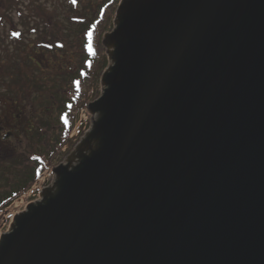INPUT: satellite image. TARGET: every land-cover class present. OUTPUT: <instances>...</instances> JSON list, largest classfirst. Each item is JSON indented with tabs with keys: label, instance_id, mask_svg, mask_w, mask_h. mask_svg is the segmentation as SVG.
<instances>
[{
	"label": "water",
	"instance_id": "obj_1",
	"mask_svg": "<svg viewBox=\"0 0 264 264\" xmlns=\"http://www.w3.org/2000/svg\"><path fill=\"white\" fill-rule=\"evenodd\" d=\"M87 132L0 264H264V0H120Z\"/></svg>",
	"mask_w": 264,
	"mask_h": 264
},
{
	"label": "rangeland",
	"instance_id": "obj_2",
	"mask_svg": "<svg viewBox=\"0 0 264 264\" xmlns=\"http://www.w3.org/2000/svg\"><path fill=\"white\" fill-rule=\"evenodd\" d=\"M8 1L9 0H0V12L2 14V17H0V126L4 127L3 132L0 133V138L4 136L7 139L3 140V142L0 141V162H2L1 164L3 165L0 171H2L5 178V180H2L0 183L1 190H3L1 187L5 185L10 186L16 179H22L25 173H27L26 167L22 171L15 170L17 165L15 168H12L9 165L11 160H8L9 158L5 159V157H9L15 152L16 156L20 158L25 157L30 161L29 163H32L30 159H33V156L31 155L39 152L44 153L53 145L56 136H59L55 112L52 111L55 106L49 107L47 105L53 99L52 94L58 93L56 91L60 89V93L65 94L69 86L67 80H62L57 76H51L50 70L47 73L35 71L36 69L31 63L26 62L23 57L30 54L34 49V44H32V42L35 41L36 33L44 26L42 21L48 23L50 20L49 18H57V15L62 16L61 5L65 3V0H18L17 2L15 1V3H17L16 5L13 4L12 7L7 8ZM32 1L37 3L41 9L33 11L31 7ZM82 1L85 4L90 0ZM55 8H57V12L54 11ZM113 20L114 19L109 21L107 32H110L113 28ZM37 24H39L38 31L36 29ZM13 32H18L19 35L14 36L12 35ZM65 33L67 34V31L62 32L60 30L59 32L60 36L66 35ZM69 36V39L65 38V40H63L64 42L61 40L62 43L66 42L63 47L64 52L67 54L72 53V59L77 62L83 52L81 37L77 38L73 34H69ZM62 38L63 37H61V39ZM66 58L68 59V57ZM51 60H53V58ZM8 62L12 64H7ZM13 63L15 65L18 63V65L15 67ZM61 63H65V60L61 59ZM5 64H7L6 67H8V69H5V67L4 70H7L9 76H7L6 71L2 70ZM19 68H21L29 78L35 77L36 79L34 87L30 84L27 85L26 90L29 91L30 96L27 97L26 100L22 99L24 98L26 90L17 87L13 79V74L15 75V72ZM66 73V71L60 72L59 75ZM53 84H56V89L53 88ZM89 89V94L87 96L88 102H91L99 95L101 85L95 89V91L98 89L97 96H95L94 90L91 89V87ZM32 102H34L35 106L33 108L30 107ZM56 104H58V101H56ZM46 109L50 110V112L52 111V113L44 112ZM85 113L88 114L86 108L78 110L73 126L69 131L68 139L71 140V143H65V152L54 159V161L52 160L51 165L46 168L47 170L44 169L43 173L35 177L28 191L24 192V194L11 202L5 210L0 212V235L7 231L10 223L13 221V217L23 209L26 202L28 203L38 199L37 193L38 190L42 189L41 186L43 185V188H45L52 183V177L51 175L47 177V173L49 175L52 167L54 168L66 159L73 150V147L81 140L89 128L91 117L88 115L85 130H82L77 135V125L80 121V117ZM29 122L32 128H29L27 131V123ZM6 132H11V134H7L6 136ZM10 145L12 146V150ZM43 182H45V184ZM12 189L15 188L12 187Z\"/></svg>",
	"mask_w": 264,
	"mask_h": 264
},
{
	"label": "trees",
	"instance_id": "obj_3",
	"mask_svg": "<svg viewBox=\"0 0 264 264\" xmlns=\"http://www.w3.org/2000/svg\"><path fill=\"white\" fill-rule=\"evenodd\" d=\"M15 1L17 2L18 0H9L7 2V8L12 7L13 4L16 5L17 3H15ZM119 1L120 0H90L85 4L82 0H76L75 4H73L71 0H65L64 4L62 1V16L57 15V18H49L50 20L48 23L42 21L44 26H42L41 30H39L41 32L38 31L39 24H37L36 29L38 32L36 33L35 41L32 42V44H34V49L30 54L23 56L24 60L31 63V65L36 69L35 71L47 73L50 70L51 76H57L62 80H67V84H69L68 90L65 94L60 93L61 89L56 91L58 93L52 94L53 99L47 105L49 107L55 106L52 111L55 112L54 114L57 120L56 123L59 127V136H57V138L61 140V145L66 142L69 144L71 143L68 139L69 131L73 126L78 110L86 108L87 106L89 88L91 87V89L94 90L95 96L98 94V89L96 91L95 89L100 86L102 72L108 64L105 48L102 44V37L104 33L107 32V25L109 21L114 19ZM31 7L33 11L41 9L34 1H32ZM54 11L57 12V8H55ZM0 17H2L1 12ZM60 30L62 32L67 31V34L65 33L66 35L60 36ZM89 31L92 33L91 51L88 49ZM69 34H73L77 38L81 37L83 52L77 62L72 59V53L67 54L64 52L63 47L66 42H62H64L63 40H65V38L69 39ZM61 37L63 38L61 39ZM49 45H51V47H49ZM66 57H68V59ZM52 58L53 60H51ZM61 59H64L65 63H61ZM7 64L12 63L8 62ZM7 64H5L2 68V70L6 71V73L7 70H4V68ZM17 65L18 63H16V65L13 63V66L15 67ZM5 69H8V67ZM65 71L67 72L66 74L59 75L60 72ZM7 76H9L8 73ZM13 77L17 87H21L26 90L28 84L32 87L35 86V77L29 78V76L26 75L21 68L17 69L15 75L13 74ZM76 81H79V86H77ZM53 86V88L56 89V84H53ZM29 96L30 93L26 90L24 98L22 99L26 100ZM55 100L58 101V104H56ZM30 107H35L34 102L31 103ZM52 111L50 112L48 109L44 110V112H50V114ZM29 128H32L30 122L27 123V131ZM3 130L4 127L0 126V133H2ZM3 140L7 139L3 136V138H0V141L3 142ZM15 154L16 153L14 152L13 155L5 157V159L9 158L8 160H11L9 165L12 168H15L17 165L15 170L21 171L22 168L25 169V167L28 166L30 161L25 157L20 158ZM31 156H33V159L30 160L32 163L34 162V165L42 166L39 171L46 169L51 160L54 159V156H51L50 162L48 164L45 163L46 165H44L43 163L45 161L43 160V157H41L42 153H34ZM34 157H39V159H34ZM1 163L2 162H0V168L3 167ZM38 172L32 169L28 179L19 178V180L16 179V181L10 186H6L5 184V186L2 185L4 187H1L3 190L0 189V212L31 187V184L35 180ZM2 180H5V178L2 171H0V183ZM12 187L15 189H12Z\"/></svg>",
	"mask_w": 264,
	"mask_h": 264
},
{
	"label": "flooded vegetation",
	"instance_id": "obj_4",
	"mask_svg": "<svg viewBox=\"0 0 264 264\" xmlns=\"http://www.w3.org/2000/svg\"><path fill=\"white\" fill-rule=\"evenodd\" d=\"M58 132H59V127H58ZM57 132V133H58ZM7 134H10V132H6V136H7ZM59 135V134H58ZM69 136V135H68ZM56 138H57V136H56ZM71 141V140H70ZM60 142H61V140H59L58 138H57V140L55 139V142L53 143V145L48 149V150H46L44 153H42V157H43V160L45 161L43 164L44 165H46L45 163H49L50 162V160H51V156H54L53 158L54 159H56L59 155H61L63 152H65V149H66V145H65V143L64 144H60ZM54 159H52L53 161H54ZM52 160H51V162H52ZM51 162L48 164V166H47V168L51 165ZM40 165H42V164H40ZM41 167L42 166H39V165H34V162L33 163H28V166L26 167L27 168V173H25V177H23L22 179H28L29 177H30V173H31V171H32V169L33 170H35L36 172H38L40 169H41ZM52 170H51V173L48 175V173H47V177L48 176H50L51 175V177H52V179H53V177H54V173H53V167L51 168ZM22 170H24V168H22ZM21 170V171H22ZM47 170V169H46ZM44 172V169L43 170H41V171H39L38 172V174H37V176H39L41 173H43ZM28 175V176H27ZM21 186V185H20ZM31 188V187H30ZM29 188V189H30ZM28 189V190H29ZM28 190H26V191H28ZM25 191V192H26ZM24 194V193H23ZM38 197H39V192H38ZM36 200V199H35ZM31 201V200H30ZM34 201V200H33ZM33 201H31V202H33ZM31 202H26V205L23 207V209L22 210H24L25 208H26V206L29 204V203H31ZM9 206V205H8ZM7 206V207H8ZM7 207H5L3 210H5ZM2 210V211H3ZM21 210V211H22ZM1 211V212H2ZM20 211V212H21Z\"/></svg>",
	"mask_w": 264,
	"mask_h": 264
},
{
	"label": "built area",
	"instance_id": "obj_5",
	"mask_svg": "<svg viewBox=\"0 0 264 264\" xmlns=\"http://www.w3.org/2000/svg\"><path fill=\"white\" fill-rule=\"evenodd\" d=\"M85 112V111H84ZM87 121H88V114H83L81 117H80V121H79V123H78V125H77V127H78V133H77V135L82 131V130H85V128H86V124H87ZM76 135V136H77ZM44 184H45V182H43ZM42 187V189H43V185L41 186ZM41 191V189L40 190H38V192H40ZM38 194V193H37ZM36 195V194H35Z\"/></svg>",
	"mask_w": 264,
	"mask_h": 264
},
{
	"label": "snow or ice",
	"instance_id": "obj_6",
	"mask_svg": "<svg viewBox=\"0 0 264 264\" xmlns=\"http://www.w3.org/2000/svg\"><path fill=\"white\" fill-rule=\"evenodd\" d=\"M71 2L73 4H75L76 3V0H71ZM12 35L18 36L19 33L18 32H13ZM88 39H89L88 49H89V51H91L92 50V45H91L92 33H91V31L88 32ZM49 47H51V45H49ZM76 84H77V86H79V81H76ZM34 159H39V157H34Z\"/></svg>",
	"mask_w": 264,
	"mask_h": 264
}]
</instances>
